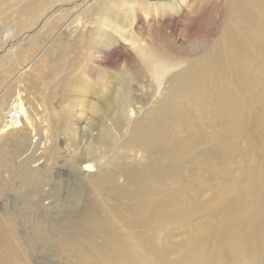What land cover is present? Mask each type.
<instances>
[{"label": "bare ground", "instance_id": "bare-ground-1", "mask_svg": "<svg viewBox=\"0 0 264 264\" xmlns=\"http://www.w3.org/2000/svg\"><path fill=\"white\" fill-rule=\"evenodd\" d=\"M80 2L0 0V140L17 136L35 142L33 138L47 127L38 97L30 100L27 94L32 88L22 83L38 56L50 53L52 40L42 44L39 52L24 50L22 42L37 37L45 20L53 17L63 37L81 45L83 52L70 68L72 74L81 69L84 72L77 79L63 81L62 91L52 98L67 100L61 102L68 110L61 112L59 132L69 130L66 136L78 145L77 153L70 157L68 173L73 179L64 183V190L69 193L74 188L78 192L81 185L88 184L94 194L87 200L77 196L66 210L52 214L55 203L51 200L59 196L64 175L59 173L58 182L48 191L44 186H49V177L36 178L37 183L24 194L18 191L26 213L19 215L13 209L0 214V264H29V258L36 259L37 247L49 251L60 245L65 253L76 257V264H264V162L241 187L231 182L233 163L229 164L239 148L223 134L194 131L184 139L180 128L173 131L182 122L181 112L170 108L167 96L161 106L138 117L147 102L134 99V83L151 81L154 96L174 68L160 48H140L134 56L135 66L124 64L120 74L87 101L93 94L89 63L110 66L117 51L111 48L116 42L105 30L109 17L99 18L108 10L102 5L106 3L94 4L88 15L83 12L93 6L89 5L93 1L77 4ZM109 8L116 10L114 5ZM87 24L94 27L81 32L79 27ZM221 59V55L210 54L209 65H190L176 74L177 84L194 85L189 90L199 111L208 108L218 118L229 110L238 119L240 100L224 91L227 72ZM8 70L11 78L5 75ZM135 104L142 106L136 108ZM170 104H177L176 99ZM47 134L42 146L48 142L56 152L59 137L50 135L48 129ZM215 152L218 159H214ZM217 177L225 178L226 183L218 186ZM206 191L211 194L204 201L191 195ZM0 192L4 193L1 178ZM214 212H218L219 221L205 222L186 242L171 243L164 236L168 225L181 230L193 217ZM47 215L58 216L51 220ZM245 222L250 225L244 227Z\"/></svg>", "mask_w": 264, "mask_h": 264}, {"label": "rangeland", "instance_id": "rangeland-1", "mask_svg": "<svg viewBox=\"0 0 264 264\" xmlns=\"http://www.w3.org/2000/svg\"><path fill=\"white\" fill-rule=\"evenodd\" d=\"M81 1L77 4H83L87 0ZM90 1L93 2H89V5L93 4V6L91 8L88 6L83 12H87L88 15L92 13L95 5L106 3L102 5L108 10L104 11L99 18L102 19L104 15L109 17L110 24H106L105 30L115 40L116 43L111 48H114L117 53L110 66H94L89 63L92 72L89 75L90 86L93 94L87 97V101L94 99L95 95L107 86V81L120 74L124 64L134 67V56L137 57L140 48L162 49V53L170 60L174 68L167 75L157 96H151V93L153 94L151 81H149L150 84L145 81L143 85L134 83V99L138 98L139 101L147 102L138 117L145 115L155 106H161L167 96L170 108L174 107L177 111V107L180 110V118L183 122L175 126L173 131L180 128L178 131L182 132L184 139L194 131L204 133L217 131L223 134L224 139L229 143L239 148V152L229 163H233L231 182L241 187L245 185L247 177L255 173L257 167L264 162V0ZM112 5L116 8L113 12L109 8ZM119 17L120 20L117 19ZM52 18L45 20L37 37L35 35L29 41L28 38L27 45L26 41L22 42L24 50L36 49L39 52L43 48L42 44L52 40L50 53L42 57L38 56L40 57L38 62L33 66L28 78L24 77L26 78L23 79L24 84L22 83V86L30 85L32 88L31 93L27 94L31 97L30 100H33L32 96L38 97L39 106L43 110L41 117L45 118L43 120L47 123V127L41 129L37 135L38 139L33 138L35 142L17 136H8L0 140V178L4 185V193L0 192V214L16 210L19 215L24 216L26 213V209H22L24 199L18 191L24 194L29 186L37 183L38 177L51 179L49 186H44V189L48 191L58 182L56 178L59 173L65 176L60 186L59 196L51 200L55 203L51 207L52 214L66 210L77 196L87 200L94 195L88 184L81 185L78 192L74 188H70L69 193H65L64 190V183L71 182L73 179L72 174L68 173L71 170L70 157L77 153L78 145L66 136L69 130L63 134L59 132L63 125L61 112L68 110L63 109L67 105L61 106V102L66 103L67 100L61 101L59 98L52 100V98L55 93L62 91L63 81L69 78L77 79L81 76V72H84V69H81L80 72L72 74L73 69L70 68L74 59L83 52L81 45L63 37L60 26H56ZM93 27L94 24H87L80 26L79 29L84 32ZM132 36L135 40H130ZM99 41L95 43L96 47ZM210 54L221 55L224 59H221L227 72V87L224 91L240 100L237 106L238 119H234L229 110L223 112L218 118L214 111L208 108L199 111L197 101L189 90L194 85L185 87L177 84L178 72L198 63L209 65ZM95 56L93 51V57ZM174 63H181V65L175 66ZM64 66L68 67L65 72ZM5 75L8 78L13 76L9 70ZM174 99L177 104L171 105L170 100ZM141 106V104H135L136 108ZM0 110L2 111L1 106ZM202 112L205 113L201 114ZM46 129L50 135L59 137L56 152L47 146L48 142L45 147L42 146L44 138L48 136V134L45 135ZM108 159L113 160V155ZM214 159H218L217 152L214 154ZM27 172H30L28 175L33 176L32 179L28 177ZM224 179L217 177L214 180L220 186L224 184ZM206 192L191 195L204 201L211 194L209 191ZM36 200L38 199L34 198V201L38 202ZM57 216L47 215L46 219H56ZM219 218L218 212L209 216H203V214L195 216L191 221H187L188 224H182L181 230L174 225H168L164 228V236L171 243L186 242L187 238L205 222L204 225H210L219 221ZM249 225L248 222L244 223V227ZM80 238L85 244L89 243L82 236ZM65 247H68L67 244ZM37 248L36 259L29 258V264H76L77 262L76 257L62 250V245L49 250L54 252L43 250L42 247Z\"/></svg>", "mask_w": 264, "mask_h": 264}]
</instances>
